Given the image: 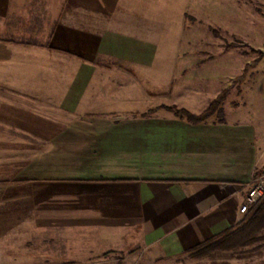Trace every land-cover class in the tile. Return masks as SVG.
<instances>
[{
	"label": "crops",
	"instance_id": "crops-1",
	"mask_svg": "<svg viewBox=\"0 0 264 264\" xmlns=\"http://www.w3.org/2000/svg\"><path fill=\"white\" fill-rule=\"evenodd\" d=\"M148 9L0 0V264H115L126 242L169 259L243 221L264 173L261 126L223 104L221 118L197 124L160 106L105 111L118 99L97 92L108 84L96 73L155 67L164 23ZM193 88L183 82L177 108L197 115L214 98L198 109Z\"/></svg>",
	"mask_w": 264,
	"mask_h": 264
},
{
	"label": "rangeland",
	"instance_id": "rangeland-1",
	"mask_svg": "<svg viewBox=\"0 0 264 264\" xmlns=\"http://www.w3.org/2000/svg\"><path fill=\"white\" fill-rule=\"evenodd\" d=\"M133 3L141 11H149V6L155 19L164 23L155 67L150 72L115 67L110 72L96 73L94 80L108 84L97 92L104 97L107 93L108 99H118L105 111L124 116L158 106L178 109L183 104V82L199 86L187 90L189 98L203 110L232 77V87L222 106L224 114L227 117L236 114L264 130V0H133ZM244 61L249 65H244ZM111 82L122 85L116 89ZM125 245L130 248L115 255L119 262L115 264L264 263V247L258 251L247 247L217 252L202 259H194L186 252L149 261L140 248L131 249L132 242ZM32 253L37 252L31 250ZM37 258L34 260L39 261ZM46 262L54 264L51 262L55 260L44 259Z\"/></svg>",
	"mask_w": 264,
	"mask_h": 264
},
{
	"label": "trees",
	"instance_id": "trees-1",
	"mask_svg": "<svg viewBox=\"0 0 264 264\" xmlns=\"http://www.w3.org/2000/svg\"><path fill=\"white\" fill-rule=\"evenodd\" d=\"M226 96V91L221 92L204 111L197 115L184 109H168V111L191 124L205 122L213 116L221 118V106ZM247 247H252V250L255 251L264 247V197L248 213L244 214L243 221L234 229L214 240L199 245L197 248L188 251V253L194 259H202L213 253L231 252Z\"/></svg>",
	"mask_w": 264,
	"mask_h": 264
},
{
	"label": "built area",
	"instance_id": "built-area-1",
	"mask_svg": "<svg viewBox=\"0 0 264 264\" xmlns=\"http://www.w3.org/2000/svg\"><path fill=\"white\" fill-rule=\"evenodd\" d=\"M264 196V173H260L253 178L246 191L244 203L239 208L241 214H246Z\"/></svg>",
	"mask_w": 264,
	"mask_h": 264
}]
</instances>
